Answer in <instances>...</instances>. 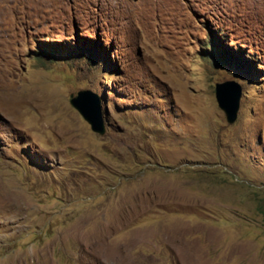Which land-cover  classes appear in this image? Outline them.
<instances>
[{"label":"rangeland","instance_id":"obj_1","mask_svg":"<svg viewBox=\"0 0 264 264\" xmlns=\"http://www.w3.org/2000/svg\"><path fill=\"white\" fill-rule=\"evenodd\" d=\"M0 264H264V0H0Z\"/></svg>","mask_w":264,"mask_h":264},{"label":"water","instance_id":"obj_2","mask_svg":"<svg viewBox=\"0 0 264 264\" xmlns=\"http://www.w3.org/2000/svg\"><path fill=\"white\" fill-rule=\"evenodd\" d=\"M241 92L242 86L234 78L217 81L215 84L218 104L224 110L229 122L236 119ZM70 102L89 122L92 130L98 133L105 131L101 96L97 91L88 87L80 88L75 94L71 93Z\"/></svg>","mask_w":264,"mask_h":264}]
</instances>
